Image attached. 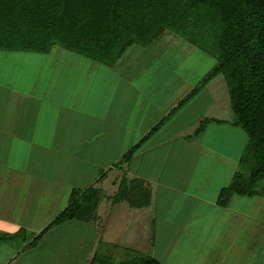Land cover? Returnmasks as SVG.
I'll use <instances>...</instances> for the list:
<instances>
[{
	"label": "crops",
	"instance_id": "0c3cea01",
	"mask_svg": "<svg viewBox=\"0 0 264 264\" xmlns=\"http://www.w3.org/2000/svg\"><path fill=\"white\" fill-rule=\"evenodd\" d=\"M163 34L145 47L129 45L113 66L59 46L44 53L0 51V234L20 228L38 234L67 206L73 189L104 190L110 172H115L116 182L126 176L134 194L149 193L150 199L142 206L129 203L125 218L106 207L95 220H69L52 229L56 235L63 228L77 227L84 234L79 264H90L99 242L124 253L116 260L131 252L145 255L150 244L160 242L164 255L156 259L161 264H191L188 259L196 254L197 242L218 241L234 220L244 224L243 217L233 218L235 210L229 216L230 202L216 203L241 157H235L237 127L231 124L228 91L220 87L225 94L223 109L215 110L217 75L173 111L205 76L202 69L201 73L195 69L207 57L179 35ZM173 43L187 51L169 62L164 47ZM11 53L16 65H2L11 61ZM220 110L225 112L219 115ZM165 116L130 161L117 165ZM206 118L210 121L196 135ZM216 127L222 129L219 134ZM208 129H216V138L205 137ZM214 218L217 230L209 224ZM13 220L17 223L11 224ZM76 221L82 224L75 226ZM157 225L173 232L156 238ZM49 230L41 240L50 237ZM107 230L116 239H107ZM27 240L0 243V264H59V258H67V264L70 258L71 264L76 262L75 249L47 253L45 242L27 248ZM252 243L251 239L242 244L247 248L242 246L246 251L242 264L246 258L252 264V257L256 264H264L259 260L264 249L255 255ZM214 247L208 245L206 253L211 255Z\"/></svg>",
	"mask_w": 264,
	"mask_h": 264
},
{
	"label": "trees",
	"instance_id": "16d2710c",
	"mask_svg": "<svg viewBox=\"0 0 264 264\" xmlns=\"http://www.w3.org/2000/svg\"><path fill=\"white\" fill-rule=\"evenodd\" d=\"M166 30L215 59L210 71L173 111L222 74L233 112L231 124L247 136L234 176L220 189L216 203L227 206L233 195L264 196V0H0V50L44 53L59 46L113 66L129 45L148 46ZM166 118L125 152L121 163L129 162ZM209 121L202 120L195 134ZM125 182L123 178L120 184ZM99 192L94 187L73 189L67 206L38 234L23 228L0 234V243L30 237L25 247H35L53 226L69 220H95ZM127 194L120 193L128 199ZM149 199L146 193L133 198L130 205H147ZM131 253L116 260L97 248L90 264H161L154 257Z\"/></svg>",
	"mask_w": 264,
	"mask_h": 264
},
{
	"label": "rangeland",
	"instance_id": "374dc122",
	"mask_svg": "<svg viewBox=\"0 0 264 264\" xmlns=\"http://www.w3.org/2000/svg\"><path fill=\"white\" fill-rule=\"evenodd\" d=\"M164 34L168 35V36H176L177 34L166 30L165 32H163ZM163 34V35H164ZM174 34V35H172ZM162 35V36H163ZM168 38V37H166ZM170 38V37H169ZM178 40H184L180 37H178ZM182 42V41H180ZM184 44V43H183ZM185 45V44H184ZM189 48H191L189 45L187 46ZM132 46H130L128 48V50H131ZM166 49V51H168V54L163 55L165 57H168L169 62L172 61L176 58V59H180V57H182L186 51L187 48H183L182 46L179 45H174L171 44L170 46L165 45L164 47ZM186 49V50H184ZM197 50V49H196ZM1 52L3 50H0ZM198 51V50H197ZM200 53H202L201 51H198ZM128 53V51L126 52V54ZM204 56L207 57L205 62H202L201 66L195 69V66L193 65L192 68H194L195 70H197V73H201V69L203 71L202 74L208 73L210 71V69L214 66L215 63V59L210 56V55H206V53H202ZM14 55V53H11V61H7V62H3L2 65H10V63L12 65H16V58H12V56ZM3 61V59L0 57V62ZM176 63L177 61H174L175 67H176ZM173 64V65H174ZM191 66V65H190ZM220 76L218 78V81L215 79V83H216V94L218 95L219 99H218V103L215 104L214 109L217 110V108H221L223 109V99L222 97L225 94L221 93L220 87L224 86V88L227 90V85L224 79V76L222 74H219ZM217 81V82H216ZM228 93V92H227ZM216 95V96H217ZM223 95V96H222ZM229 96V95H228ZM222 99V103L220 102ZM232 110V109H231ZM223 112H225V110H220V112H217V114L222 115ZM225 115V114H224ZM218 128V134L220 132L219 127ZM232 128V127H231ZM230 128V131H232V129ZM236 135H234L235 139H236V143H235V157L236 159H238L239 155H242L243 151H244V147L247 143V136L245 134V132L240 129V128H236ZM217 135V131L215 130H210L208 129L205 133V137L208 136H212L213 138H216L215 136ZM219 136V135H218ZM220 137H223L222 134H220ZM231 138V136H230ZM217 141H219V138H217ZM121 163V159L119 160V162H117V165H120ZM238 166V165H237ZM115 173V172H114ZM114 173L112 174V172H110V174L107 176L106 180H104V190H100V192L98 193L99 196V203L96 206V210L95 212V216H98V213L101 214V212L103 211V208L105 209L107 207V209L109 210L110 207H113V213L118 212V217H122L125 218L124 216V212L126 213V210L128 208V204L130 203V201L136 197L140 198V197H144L146 196L145 194H134L133 193V186H132V182L131 180H129L128 178H126L125 176V180L126 182L124 184H120L121 180L123 179V176H120L119 179L116 181H114ZM114 184V185H113ZM114 187V188H113ZM129 190V192H128ZM122 191H127V195H129L130 197H128V199H126L123 195H120V193ZM149 194V193H148ZM103 202V204H102ZM230 204H229V213L232 210H235V215L233 218H239V217H243L245 219V222L243 225H239V223L234 220L232 223L228 224L226 226V230L222 231V234L225 235L224 237L222 235H220V238L218 239V241H214L215 238L212 241L209 242H197L198 247L195 249L196 254L192 257H190L188 260L190 261L191 264H201L202 260H206V264H216L218 262H221V264H242V258L243 256L246 254V251L243 249V247L247 250L246 246H243V242H248L249 240H253L252 243V251L254 252L255 255H258V251L260 249H264V196H253V197H243V196H239V195H233L230 198ZM101 205V207H99ZM130 207V205H129ZM126 209V210H125ZM156 210V209H155ZM159 211V210H157ZM168 212V210H166V213ZM14 216V215H13ZM93 213H92V218H93ZM230 217L232 216V214L230 213L229 215ZM91 214L87 215L86 218L90 219ZM229 217V218H230ZM115 218H117V215H115ZM15 219V218H14ZM218 218H214L211 220L210 227L213 229L217 230V223H218ZM72 221V220H71ZM17 223V221H12L11 224ZM80 224H82L81 222H75L74 225L75 226H79ZM207 225V223H206ZM57 226V225H56ZM56 226H53L50 228V232L51 230L56 228ZM225 227V225H223ZM156 228V238L157 236L159 238H162L164 236H168L169 233L173 232L172 230H167L166 226H160L157 225L155 226ZM11 231V227L9 228ZM23 228L18 229L17 231L21 230ZM76 230L73 231V227H66L63 228L62 231L59 230V233L56 235H53L51 233L50 237H47L46 239H39L37 242V245L40 243L41 245H43V251L44 249H47V253L49 251H54V250H61L65 251V253H68L69 249H75L76 250V254L74 255L75 257V264H79V262H81V260L83 259V251L84 248L86 246V244L84 243V234L79 231V229L77 227H75ZM111 234H108V230L107 232H105V235L108 236L107 239L112 240V239H116L114 232L112 230ZM113 232V233H112ZM167 232V233H166ZM16 233V232H14ZM48 233V234H49ZM13 234V233H12ZM236 235H239L236 241H232V239L234 237H236ZM44 236V235H43ZM42 236V237H43ZM41 237V238H42ZM21 238V237H19ZM29 239L31 240L32 238L29 237ZM26 243L28 244V240L26 241ZM176 243V242H174ZM36 245V246H37ZM97 248H99L103 253H108L110 254L113 258L115 259H121L124 257V253L122 254L121 251L116 250L114 247H110V249L108 247H106L105 245L102 244H97ZM208 245H215V247L213 248V252L211 253V255L207 254L206 251L208 250L207 246ZM243 246V247H242ZM206 248V251H205ZM147 253L145 255H149L151 257H159L162 259V255H164V253L161 252V243L160 242H154L153 245L150 244V246L146 249ZM198 252V253H197ZM72 255V253H71ZM81 255V257H80ZM264 260V257L259 258V260ZM255 258L252 257V264H256V262H254ZM71 258H70V264H71ZM250 261V258H246V264H251L248 263ZM258 261V260H257ZM58 263H62V264H67V258L62 259L59 258ZM162 263V262H161ZM259 262H257L258 264ZM56 264V263H54Z\"/></svg>",
	"mask_w": 264,
	"mask_h": 264
}]
</instances>
